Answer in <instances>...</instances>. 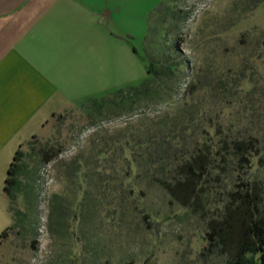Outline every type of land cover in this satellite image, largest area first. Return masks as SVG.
<instances>
[{"label":"rangeland","instance_id":"rangeland-1","mask_svg":"<svg viewBox=\"0 0 264 264\" xmlns=\"http://www.w3.org/2000/svg\"><path fill=\"white\" fill-rule=\"evenodd\" d=\"M88 1L119 6L105 23L120 42L104 45L105 97L120 90L128 96L162 66L169 70L162 69L151 95L123 103L110 99L100 109L90 102L78 105L52 117L38 137L24 143L19 185L13 199L8 196L13 229L0 245V264H201L197 257L208 243L210 221L221 216L239 183L263 185L264 208V4ZM240 78L253 80L254 95ZM221 80L226 88L220 89ZM192 108H205L213 124L230 133L252 130L259 144L249 168L229 158L220 177L213 171L198 182L195 201L182 203L165 189L173 176L160 167L169 168L170 155L162 161L163 148L150 131ZM206 132L197 130L199 141H219L215 129ZM192 149L189 144L187 153ZM100 151L112 155L99 161L105 163L101 173L75 170L78 161ZM121 151L128 164L121 163ZM52 153L57 155L47 163Z\"/></svg>","mask_w":264,"mask_h":264},{"label":"crops","instance_id":"crops-1","mask_svg":"<svg viewBox=\"0 0 264 264\" xmlns=\"http://www.w3.org/2000/svg\"><path fill=\"white\" fill-rule=\"evenodd\" d=\"M118 7L0 0V236L13 224L4 189L18 150L55 115L105 97L104 45L116 41L105 23Z\"/></svg>","mask_w":264,"mask_h":264},{"label":"trees","instance_id":"trees-1","mask_svg":"<svg viewBox=\"0 0 264 264\" xmlns=\"http://www.w3.org/2000/svg\"><path fill=\"white\" fill-rule=\"evenodd\" d=\"M248 1L253 6L264 4V0ZM163 68L167 69L166 71L169 70L168 67L162 66L140 88H135L128 93V96H123L124 91L120 90L115 95L89 102L93 107L100 109L107 101L119 99L121 103L132 102L140 96H149L154 92L153 83L161 76ZM148 74L153 73L148 71ZM243 81H248L252 86L250 95H254L256 86L253 80L239 79V83ZM220 85V89L227 87L224 80H221ZM214 88L212 84L208 85L206 92L211 94ZM250 111L254 114L257 110L252 106ZM160 124V128L150 131L151 138L163 148L162 161L166 160L165 155H170L167 159L170 162L169 168L165 165L160 168L163 173H167L170 169L172 173L170 175L173 177L167 181L165 189L168 195L178 202L195 201V198L199 197L198 182L210 176L213 171L216 172V178L220 177L226 171L229 158H235L239 165L244 164L246 168H249L248 158L258 152L259 141L252 130L245 136L230 133V130L226 129L223 124H213V121L206 115L205 108L182 110L175 118L166 119ZM253 124L254 121L251 120L250 126ZM200 128L202 135H209L206 132L207 128L215 129L219 141L216 143L214 137H204V140L199 141L197 130ZM189 144L193 147L191 153H187ZM215 147L218 149L215 150ZM56 155L52 153L46 157L45 161L51 162ZM174 155L176 156L173 157ZM111 156L109 152L94 153L88 159L78 161L75 170L89 171L91 169L93 173H101L102 169H105V163L99 161L106 162ZM119 156L121 163H129L130 160L124 151H121ZM22 159L23 154L21 150H18L8 170L4 190L11 199L14 197V190L19 185L18 177ZM91 163H96V168H91L89 165ZM121 185L123 186V183ZM239 186L236 191L230 192L231 200L223 208L221 216L210 221L211 233L208 235V243L197 257L201 264H209L213 258H224L223 264H264V208L261 199L263 185L256 180L248 179L244 183H239ZM9 211L13 216L15 210L9 208ZM12 229L13 224L1 234L0 245L7 241Z\"/></svg>","mask_w":264,"mask_h":264}]
</instances>
